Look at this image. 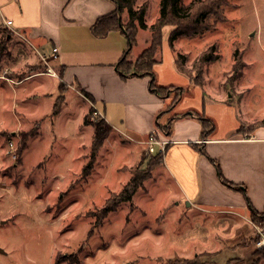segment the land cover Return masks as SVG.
Segmentation results:
<instances>
[{
  "label": "rangeland",
  "instance_id": "rangeland-1",
  "mask_svg": "<svg viewBox=\"0 0 264 264\" xmlns=\"http://www.w3.org/2000/svg\"><path fill=\"white\" fill-rule=\"evenodd\" d=\"M199 1L181 3L186 7ZM143 3L148 5L145 21L152 23L160 0H136L134 8ZM220 14L207 13L208 27L201 33L179 35L173 51L184 55L181 65L191 75L202 72L201 82L213 93L236 104L247 118L263 122L264 0H226ZM143 42L141 36L139 46ZM27 43L0 29V264H169L187 257L197 264L213 261L216 253L198 251L206 243L190 229V223L199 224V211H192L195 218L190 220L191 210L183 205L168 209L164 184L150 197L120 202L103 218L106 199L130 175L123 164L129 162L128 142L112 137L110 130L101 147L105 151L99 155L98 150L92 173L84 176L82 167L102 114L90 111L95 108L73 91L66 95L57 87L59 80L46 75L48 65ZM51 48L48 43L37 51L50 56ZM206 52L217 58L203 62ZM34 72L38 74L26 77ZM57 101L60 112L53 114ZM97 103L103 110L104 102ZM106 112L109 120L120 119L117 107L108 106ZM249 123L243 124V133L249 132ZM153 155L148 153L147 161L131 173L145 168ZM209 215L213 224L210 218L206 221L221 230L216 213ZM253 221V233L241 240L249 247L238 257L216 258L219 263L264 264L256 227L264 222Z\"/></svg>",
  "mask_w": 264,
  "mask_h": 264
},
{
  "label": "crops",
  "instance_id": "crops-1",
  "mask_svg": "<svg viewBox=\"0 0 264 264\" xmlns=\"http://www.w3.org/2000/svg\"><path fill=\"white\" fill-rule=\"evenodd\" d=\"M116 8L113 0H0V29L28 42L33 53L57 74L46 75L59 80L57 87L61 81L64 83L65 94L73 91L77 99L88 102L102 114L105 139L112 130V137L128 142L126 161L129 162L123 164L129 166L130 175L124 183L135 167L147 161L143 143L146 137L158 132L166 139L168 144L162 160L129 201L150 197L156 186L164 184L166 188L162 191L169 195L168 209L183 205L191 210L190 220L195 218L192 211H199L198 219L201 220L198 225L190 223V229L194 231L192 234L202 235L201 240L206 243L198 251L216 253L212 255L214 260L207 264H221L216 258L238 257L236 255L249 247L241 240L253 233L255 224L246 195L258 212L264 211V123L249 132L240 131L243 124L262 119L247 118L236 104L213 93L206 84L192 82L177 66L176 41L172 46L169 41L172 28L166 26L163 46L156 53V80L160 85L184 87L185 91L173 110L163 113L159 119L165 124L172 114H177L171 133L165 134L157 126V115L171 102L172 96L161 97L152 92L148 76L122 78L119 75L116 63L127 47L126 35L121 30H111L103 37L96 36L91 30L97 18ZM126 14L128 19V12L122 13L124 22L127 21L124 19ZM8 20H11L10 24L6 23ZM152 23L146 22L147 28H138L137 42L129 53L130 60L149 45ZM165 31H168L166 39ZM141 36L144 42L139 46ZM48 43L52 45L50 56L37 51V47ZM54 47L57 48L55 55L52 54ZM138 47L141 48L137 50ZM51 60H55L53 66ZM36 74L38 72L26 77ZM98 101L104 102L103 110L97 107ZM111 105L121 114L118 122L106 118V110ZM193 112L204 114L215 122V129L207 138L202 137L200 120ZM101 147L99 155L105 151ZM210 158L219 164L226 180L242 185L243 189L225 185ZM213 213H216L221 230L214 229L206 221L210 218L213 224L209 215Z\"/></svg>",
  "mask_w": 264,
  "mask_h": 264
},
{
  "label": "trees",
  "instance_id": "trees-1",
  "mask_svg": "<svg viewBox=\"0 0 264 264\" xmlns=\"http://www.w3.org/2000/svg\"><path fill=\"white\" fill-rule=\"evenodd\" d=\"M113 1L116 3L117 8L113 12L102 15L97 18L95 23L91 26V30L93 34L98 37H103L107 35L111 30L116 29L121 30L126 35L127 47L116 63V69L122 78H127L129 76H148L150 78L149 88L152 92L156 93L161 97H167L171 95V93L175 95H173L174 99L171 100V102L166 106V108L157 115V126L160 127L165 134L169 135L172 131V122L177 117V114H172L167 119L165 124H160L159 119L163 113L173 110V108L181 98L182 88L174 85H160L157 83L156 80V74L154 70V66L157 63L156 52L162 45L164 28L166 26H174L169 34V41L173 46V41L179 35L201 33L206 27H208L207 23L204 21V16L207 13L221 15L220 10H222V5L226 2V0H202L199 1V3H195V6L193 4H190L186 7H183V4L181 3L182 0H160L159 14L154 20V22L149 26V29L151 30L150 43L146 48H144L140 52V54L134 60L129 59V53L137 42L138 28L148 27L145 22V15L148 10V5L146 3H143L140 7L134 8L136 0ZM124 11L128 12V19L126 22L122 20V13ZM184 58V55L176 52V63L178 68L184 73H186L190 77L192 82L196 84H203L200 78L202 77V72L197 73V75L193 76L187 70L183 69L181 62ZM201 58L203 62H210L216 59L217 56L206 52L202 55ZM64 86V83L61 81L59 88H61L62 90L64 89ZM60 107L61 105L57 101L53 106L52 113H58ZM90 111H94V109L90 108ZM184 114L186 115L188 113L186 112ZM193 114H195L200 120L202 126V137L207 138L210 133L215 129V122L213 121V119L204 114L194 112ZM104 121L105 120L102 118L100 124H97L95 128L91 143L90 158L88 162H86L82 167V173L84 176L89 175V173L91 172L97 152L104 143L106 134V127ZM260 123L262 122L249 123V131L253 130L256 125ZM243 126L244 125L239 128V130L242 132H244L242 129ZM24 146L25 140H23L21 143L20 152H22ZM163 154L164 153L162 152H158L151 156L152 158L149 159L145 168H137L136 170H134L131 174V177L124 184L122 189L118 192H113L110 197L106 199V203L103 206L102 210L103 218H105L109 212L116 210L120 202L131 200L132 195L143 185L144 181L151 175L152 169L160 163L163 158ZM210 159L215 165L219 178L225 185L232 188L243 189L242 185H237L226 180L222 175L219 164L214 159ZM246 202L251 212V218L253 220H261L262 222H264V211L258 212L251 204L250 199L247 195ZM168 263L197 264L194 259L187 258L183 261L168 260Z\"/></svg>",
  "mask_w": 264,
  "mask_h": 264
},
{
  "label": "built area",
  "instance_id": "built-area-1",
  "mask_svg": "<svg viewBox=\"0 0 264 264\" xmlns=\"http://www.w3.org/2000/svg\"><path fill=\"white\" fill-rule=\"evenodd\" d=\"M7 24H10L11 23V20H8L6 21ZM57 51V48L54 47L53 48V55H55ZM47 73H51L53 75H56V72L53 71L50 67H47ZM94 114H101L100 112H98L97 109H94L93 111ZM143 143L145 144V151L150 154H156L158 152H162L164 153L165 152V149H166V146L168 144V141L164 138H162L158 132H153V133H150L146 139L143 141ZM256 227L259 228V232H260V238H259V241H258V245H261V244H264V227L263 225L260 226V225H257L256 224Z\"/></svg>",
  "mask_w": 264,
  "mask_h": 264
}]
</instances>
